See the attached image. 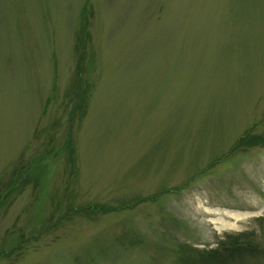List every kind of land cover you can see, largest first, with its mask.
Returning a JSON list of instances; mask_svg holds the SVG:
<instances>
[{
    "label": "rangeland",
    "instance_id": "374dc122",
    "mask_svg": "<svg viewBox=\"0 0 264 264\" xmlns=\"http://www.w3.org/2000/svg\"><path fill=\"white\" fill-rule=\"evenodd\" d=\"M244 134L264 136V0H0V264L264 247V146L232 150Z\"/></svg>",
    "mask_w": 264,
    "mask_h": 264
},
{
    "label": "trees",
    "instance_id": "16d2710c",
    "mask_svg": "<svg viewBox=\"0 0 264 264\" xmlns=\"http://www.w3.org/2000/svg\"><path fill=\"white\" fill-rule=\"evenodd\" d=\"M87 3L84 4L83 9L80 13L81 18V31L80 35H78L77 42L75 43V48L77 50H81V54H84L83 48L87 42V30H86V17L84 15L85 10L87 8ZM86 5V6H85ZM81 47V48H80ZM80 67V66H79ZM80 73V69L78 70ZM84 85V84H83ZM264 146V136L262 135H247L244 134L241 139L232 147V150L235 147L240 146ZM178 191V189H175ZM144 200V198H139L135 204H138ZM135 204L127 203L125 206L133 207ZM125 207V208H126ZM100 209L103 208H93L90 209L88 207V213L96 214ZM108 211H121L124 210V207H114V208H106ZM84 210V209H83ZM82 210V211H83ZM105 209H103L104 211ZM85 211V210H84ZM106 212V211H105ZM75 214V213H72ZM264 221V219H263ZM134 233V232H133ZM131 237L127 238L130 242L129 244L132 246H141L138 244L137 239L140 237L139 234H130ZM254 232H243L236 236H232L227 238L225 242L219 243L216 248L210 250H197L188 246H180L175 245L173 248V244L171 245V249L165 248V254H169L168 256L173 260V264H226L230 260H235L237 258L247 257V255H257L259 258H264V247H262L259 243H256L254 240ZM129 237V236H128ZM0 253H4L0 251ZM11 251L6 252L5 255H10Z\"/></svg>",
    "mask_w": 264,
    "mask_h": 264
}]
</instances>
